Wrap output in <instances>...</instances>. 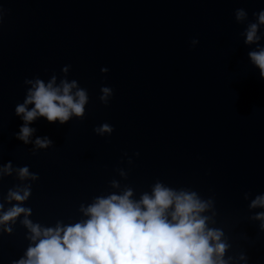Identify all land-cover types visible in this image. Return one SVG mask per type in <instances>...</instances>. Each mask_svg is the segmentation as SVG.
Masks as SVG:
<instances>
[{"label":"water","instance_id":"95a60500","mask_svg":"<svg viewBox=\"0 0 264 264\" xmlns=\"http://www.w3.org/2000/svg\"><path fill=\"white\" fill-rule=\"evenodd\" d=\"M261 10L264 0H0V214L18 205L63 228L97 198L130 190L138 202L159 184L206 205L205 232L221 233L209 245H225L214 261L264 264V205H252L264 196V78L248 55L264 48ZM251 24L259 39L246 43ZM36 80L75 81L69 94L86 101L63 123L37 115L25 143L15 109ZM24 218L0 224V264L35 244Z\"/></svg>","mask_w":264,"mask_h":264},{"label":"clouds","instance_id":"9594fccd","mask_svg":"<svg viewBox=\"0 0 264 264\" xmlns=\"http://www.w3.org/2000/svg\"><path fill=\"white\" fill-rule=\"evenodd\" d=\"M236 15L239 19L244 13L238 10ZM258 19L264 23V10L260 11ZM256 28V24L249 26L246 43L259 39ZM248 55L264 78V48ZM75 83L62 81L61 86L54 87L52 81L45 85L36 80L24 103L15 109L17 114L23 113L22 119L26 122L20 126L17 137L28 142L34 129L27 122L37 115H43L49 122L59 120L61 123L68 120L70 113L81 115L86 95L83 90H77L74 102L69 92ZM109 91L103 88L105 95ZM30 102L34 103V107L26 110L25 105ZM103 128L108 129V126ZM35 143L44 147L51 141L47 137H37ZM9 170V165L5 164L3 171ZM18 172L22 178L29 175L26 166L19 168ZM28 195V189H24L23 195L9 190L7 199L22 201ZM129 196L130 190L119 196L97 198L84 209L89 217L87 220L63 228L59 223L55 228H42L27 219L29 209L12 205L0 214V224L14 222L18 214L24 212L22 223L32 233L29 239L35 241L12 264H224L219 258L214 261L212 253L215 251L219 257L225 245H209V238L218 240L221 233L219 230L205 232L204 219L198 218L196 212L206 205L196 200L194 194L174 195L157 184L152 197L144 194L140 201L134 202ZM257 203L264 205V196L252 201L253 206ZM170 205H173V210L168 213L171 217L168 219L165 210ZM5 231L10 229L5 227Z\"/></svg>","mask_w":264,"mask_h":264}]
</instances>
